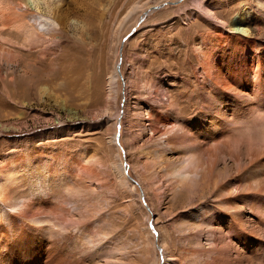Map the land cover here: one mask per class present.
<instances>
[{
	"label": "rangeland",
	"instance_id": "374dc122",
	"mask_svg": "<svg viewBox=\"0 0 264 264\" xmlns=\"http://www.w3.org/2000/svg\"><path fill=\"white\" fill-rule=\"evenodd\" d=\"M27 1L0 0V200L47 190L50 201L69 208L71 221L43 217L63 234L81 233L89 245L77 254L82 264H163L169 258L190 264L188 249L196 243L187 236L215 226L221 197L211 185L213 192L197 197L195 208L188 193L185 207L177 206L178 187L161 163L177 156L167 152L165 138L209 97L218 98L216 83L231 70L202 74L204 36H215L212 44L222 48L230 40L248 44L250 62L264 59L258 4L264 0H36L33 7ZM232 20L249 36L234 34ZM226 60L237 66L230 55ZM234 85L232 100L255 99L254 84ZM165 93L178 105L175 114L164 105ZM255 117V125L241 122L238 133L264 131V111ZM158 148L163 158L154 153ZM120 163L128 169V185L116 168ZM235 170L221 163L216 173L233 177Z\"/></svg>",
	"mask_w": 264,
	"mask_h": 264
},
{
	"label": "bare ground",
	"instance_id": "6f19581e",
	"mask_svg": "<svg viewBox=\"0 0 264 264\" xmlns=\"http://www.w3.org/2000/svg\"><path fill=\"white\" fill-rule=\"evenodd\" d=\"M34 1L36 0H28V6L33 7ZM200 3L198 8L201 10L203 3ZM258 4L264 11V3ZM205 13L223 27L227 26L226 22L211 14L208 9ZM43 21H39L40 24ZM228 26L234 34L248 35V31L241 28L238 21L232 20ZM202 41L203 48L198 51L204 71L202 74L209 75L212 73V68L217 69L220 74L224 68H231V70L224 77L218 76L220 77V81L216 83L220 84L216 90L219 94L218 98L213 100L209 97L199 113L186 121L185 118L182 119L184 121L180 127L168 133L165 138V147L167 152L176 154L177 160L167 163V160L163 162L161 158L156 159H161V163L167 165L166 176L178 187L179 191L176 195L178 207H185L184 196L186 197L188 193L189 199L194 201L190 204L191 208H195L197 197L201 199L206 192L210 194L213 192L209 189L211 185L221 197L220 209L214 208L213 229L199 230L187 236L196 243L195 247L188 249L190 264H264V131L255 134L249 130L242 134L238 133L240 128L237 127L243 121L255 125L256 114L264 111V59L252 58L250 62V59L246 58L248 44L236 45L230 40L227 46L222 48L212 44L216 42L215 36H208L206 39L204 36ZM209 44L213 46L207 48ZM226 49L231 52L227 53ZM228 55L237 59L234 62L236 67L227 65ZM22 70L26 76L34 78L29 67L23 66ZM42 72L47 73L44 65ZM246 76H249L252 82L246 80ZM44 78L46 79V76ZM115 78V76L111 77L110 85L116 81ZM190 82L196 83V81ZM212 84L215 86L214 83ZM234 84L243 89L254 84L255 99L252 101L249 97L241 98L237 95V99L232 100L235 96L229 94V91L235 86ZM164 96L167 99V103H164L166 109L175 114L178 110L177 103L170 101L167 93ZM188 104L190 108L194 106L192 100ZM167 121L169 123L170 119ZM154 153L164 157V153L159 148L154 150ZM244 160L247 161L246 164L243 163ZM228 162L237 169L235 176L218 175L216 173L218 166L221 163L227 166ZM116 168L122 182L128 185L124 165L120 163ZM27 190L21 192H25L21 194L22 196L19 195L21 201L14 200L13 196L12 199L15 202L8 199L0 200V264H82L77 254L88 250L89 245L84 243V238L79 237L81 233H78V236L72 235V232L63 234L55 229L52 220L43 217L50 213L56 219L66 222L67 225L71 221L69 208L50 201L51 197L49 198V192L46 189L43 193L40 191L34 193L31 190L26 193ZM16 192L19 194L18 190L13 193ZM196 202L199 201L196 200ZM204 203L206 201L201 204ZM202 212L205 214L206 208H202ZM202 239L206 243L204 247L200 245ZM166 260L163 264H175L174 258Z\"/></svg>",
	"mask_w": 264,
	"mask_h": 264
},
{
	"label": "water",
	"instance_id": "95a60500",
	"mask_svg": "<svg viewBox=\"0 0 264 264\" xmlns=\"http://www.w3.org/2000/svg\"><path fill=\"white\" fill-rule=\"evenodd\" d=\"M162 6H163V5H161V6H157V7H154L153 10H159V9L162 8ZM146 15H147V13H146ZM143 19H144V18H142V20H143ZM134 31H135V29L133 30V32H131V33L129 34L128 37H131V36L133 35ZM128 37H127V38H128ZM119 70H120V66H118V71H119ZM126 172H127V174H128V169L126 170ZM129 178H130V180H131L133 183H135V184L137 185V182L134 180V178H132L131 176H129ZM148 209H149V208H148ZM159 251H160L161 256H162L163 254H162V250H161V248H159ZM162 259H163V256H162Z\"/></svg>",
	"mask_w": 264,
	"mask_h": 264
}]
</instances>
